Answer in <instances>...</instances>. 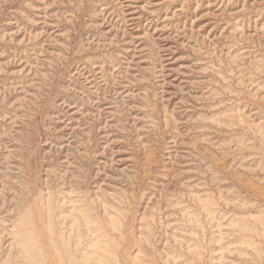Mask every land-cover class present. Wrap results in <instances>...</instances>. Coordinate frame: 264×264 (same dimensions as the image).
<instances>
[{
  "label": "rangeland",
  "instance_id": "rangeland-1",
  "mask_svg": "<svg viewBox=\"0 0 264 264\" xmlns=\"http://www.w3.org/2000/svg\"><path fill=\"white\" fill-rule=\"evenodd\" d=\"M0 264H264V0H0Z\"/></svg>",
  "mask_w": 264,
  "mask_h": 264
}]
</instances>
